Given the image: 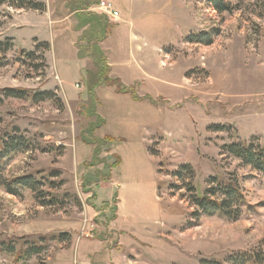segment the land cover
Segmentation results:
<instances>
[{"label": "rangeland", "instance_id": "rangeland-1", "mask_svg": "<svg viewBox=\"0 0 264 264\" xmlns=\"http://www.w3.org/2000/svg\"><path fill=\"white\" fill-rule=\"evenodd\" d=\"M107 1L122 16L100 48L120 76L110 77L135 87L144 104L107 85L97 88V105L89 96L99 65L81 48L100 44L93 38L100 27L77 12L80 0H49L57 16L76 13L53 29L34 14L24 30L17 20L29 22L26 12L0 6V41L24 30L0 63V138L19 129L32 142L8 161L5 176L44 177L41 192L58 200L41 206L31 190L13 196L0 186V241L39 242L44 251L27 264H230L240 253H264V176L224 151L264 147V0H227L239 8L223 14L207 0ZM32 38L52 45L39 49V71L40 61L21 56L37 49ZM6 89L55 97L35 103L6 98ZM93 127L94 137L114 140L97 157L82 141ZM187 165L194 170L187 185L200 194L212 179L238 178L248 204L241 217L201 212L174 176ZM0 264H14L12 256L0 254Z\"/></svg>", "mask_w": 264, "mask_h": 264}, {"label": "trees", "instance_id": "trees-1", "mask_svg": "<svg viewBox=\"0 0 264 264\" xmlns=\"http://www.w3.org/2000/svg\"><path fill=\"white\" fill-rule=\"evenodd\" d=\"M41 1L42 0H0V6L8 4L16 10H32L43 13L46 11V5ZM238 1L245 2L248 0ZM207 2L213 7L215 11L220 14L233 12L239 8L238 5L234 7L231 2H228L227 0H207ZM81 10L82 6L77 12L81 13ZM109 27L111 28L112 26L107 25L105 30H103V33L98 35L99 37L97 39L99 40V43L106 39V35L108 34L107 30ZM192 40L199 41L201 39ZM209 42L210 40H208V43ZM14 48L15 44L13 39L8 38L5 41H0V63L5 60V55L12 52ZM40 48H42L44 52L51 51V46L48 43H40L34 52H26L25 50H22L21 52V56L26 57L27 60H30L34 63L38 61L41 62L39 65H35L37 71L45 67L44 55L39 53ZM81 52H83V56L94 59V61L96 60L99 65V72L97 73L96 78L97 83L92 84V87L89 88V96L92 100H96V105V90L100 86L106 85L115 87L118 93L131 95L136 102L143 101V98L138 95L135 87H126L122 83H119L118 80H116L118 82H114V80H112L110 77L112 68L110 67L108 59L101 51L99 45L92 46L88 44L86 47L81 48ZM94 55L96 58H94ZM2 95L6 98H15L20 100L31 99L35 103L52 101L55 97L54 93L47 91L40 92L38 94L19 89L3 90ZM95 111L96 109L94 107V109L92 108L89 112L92 116H96ZM102 123L104 122L101 121V124ZM101 124H99L97 127L99 128ZM95 130L94 127L89 130L87 132V134H89L85 135L82 138V141L84 144L96 147L94 155L97 157L102 153V146L107 143L109 144L114 140L110 137H106L104 139L94 137L93 131ZM31 149L32 142L30 139L23 136L19 129H14L12 133H7L6 138H0V186H2L8 194L13 196L19 195V192L24 189L31 190L35 194V198L38 202H40L41 206L56 204L58 200L55 199L54 196L51 197L50 194L45 193L44 191L41 192L40 190L48 183L47 179H44V177L42 179H36V177L33 175L15 178H7L5 176V167L7 166L8 161L11 160L14 155L26 153ZM224 151L228 155L240 160L247 166H250L253 171H256L257 173L264 176V147H259L248 143H235L225 146ZM102 162L103 161H100V163ZM120 163L121 159H119V162L116 165H113L112 168H116ZM86 165L87 164H85V166ZM87 166L90 167L91 164H88ZM54 176L57 177V175ZM174 176H176V178H178L180 181H183L185 186L187 185V180L194 177V170L189 165L183 166L179 171L174 173ZM105 180L109 181V177H106ZM211 183L212 186L205 194L198 193L196 188L190 185V183L187 185V188L193 193V201L196 207L207 215L219 214L224 219H239L242 215V208L248 205L239 179L235 176H232L228 180L215 178L211 180ZM50 185L54 187L55 183H50ZM172 187L173 189L179 188L177 185H173ZM42 240L45 241L46 239L43 238ZM25 244L28 245V248H25L24 245L18 248L14 241H0V254L12 256L14 264H27L28 260L32 256L40 255L44 251V248L39 245V242L31 241ZM229 262L230 264H264V253L262 251L255 253H240L236 256H232ZM207 264L213 263L208 262Z\"/></svg>", "mask_w": 264, "mask_h": 264}, {"label": "crops", "instance_id": "crops-1", "mask_svg": "<svg viewBox=\"0 0 264 264\" xmlns=\"http://www.w3.org/2000/svg\"><path fill=\"white\" fill-rule=\"evenodd\" d=\"M88 1H91V0H88ZM88 1L87 0H80L82 9H84V10H81V13L80 14H82L83 16H87L89 18V20H87L85 18L86 21H90L92 19L98 21V23H99L98 24V28L100 27V30L97 33L96 32L93 33L94 34L93 35V38H95L96 36L99 35L100 32H102L104 30L103 28H106V26L109 25L110 22L112 23V22H116V21H112V20L108 19L106 16H104L102 14L101 10L98 7V4L101 1H106V2H109V1H107V0H96V2L95 1L94 2H88ZM43 2L46 5V11L43 12V13L42 12L40 13L39 11H32V10L31 11L18 10V12L25 11L26 12L25 15L27 16L26 18H29L30 17L29 22L28 21L25 22V20L23 18H19L17 20V22H18V24H19L20 27L25 28L24 30H26L27 29V24H29L30 25L29 28H31L32 25H33V23H32V19H33L32 15H34V14L37 15V16H40V17H47V21L45 20V25H46V22H48L49 29H53L55 26H60L61 27V25L67 24L71 20L72 16L76 14V13L75 14L74 13H69L66 16H57L56 13L53 12V7L51 6V4L50 5L48 4L49 0L48 1L45 0ZM110 3H112V2H110ZM55 16L58 17V18L56 19ZM120 17L122 18V16H120ZM21 24L24 25L25 27H23ZM88 27H89L88 24H86L85 26H83L81 28V31L80 32H82V34H83L84 32L87 31V28ZM24 30L22 29V30H15L13 32L11 31L10 36L7 37V38L13 39L14 40V44H16L15 43L16 42V39H15L16 34L18 32L24 31ZM83 39H84V43H87V39L86 38H83ZM109 39H110V36L109 35H108V37L106 36V39L103 42H101L100 44H98L100 46V48H105V44H106V42ZM40 43H48L50 46H52L51 45V42L49 40H43V39H39V38H32L31 48H32V45H35V47H36ZM104 51L107 52V50H104ZM83 61L85 62V65H87L90 62V60L88 61L86 58ZM109 63H110L109 65L112 68L111 69L112 72L110 73L111 76H114V77H115V75L117 76L118 74H115L114 73L113 64H111L110 60H109ZM117 77L120 78V76H117ZM59 81L61 82V80H59ZM130 81H132L134 83H131L129 85H133V84L135 85L138 80H130ZM78 86H79L78 84L75 85L76 89H77ZM122 96L123 97L124 96L127 97L129 95H123L122 94ZM137 103L138 104H144L146 102L142 101V102H137ZM138 107H141V106H138ZM99 114L101 116H103V112L102 111H99ZM83 264H89V263H87V262L84 263L83 262Z\"/></svg>", "mask_w": 264, "mask_h": 264}, {"label": "built area", "instance_id": "built-area-1", "mask_svg": "<svg viewBox=\"0 0 264 264\" xmlns=\"http://www.w3.org/2000/svg\"><path fill=\"white\" fill-rule=\"evenodd\" d=\"M99 9L101 10L102 14L106 16L108 19L112 21H116L120 17V12L117 11L114 5L110 2L101 1L98 4Z\"/></svg>", "mask_w": 264, "mask_h": 264}]
</instances>
